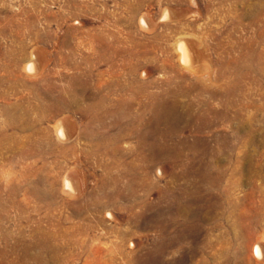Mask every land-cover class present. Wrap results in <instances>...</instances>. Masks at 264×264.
I'll return each instance as SVG.
<instances>
[{
	"label": "rangeland",
	"instance_id": "rangeland-1",
	"mask_svg": "<svg viewBox=\"0 0 264 264\" xmlns=\"http://www.w3.org/2000/svg\"><path fill=\"white\" fill-rule=\"evenodd\" d=\"M0 264H264V0H0Z\"/></svg>",
	"mask_w": 264,
	"mask_h": 264
},
{
	"label": "bare ground",
	"instance_id": "bare-ground-1",
	"mask_svg": "<svg viewBox=\"0 0 264 264\" xmlns=\"http://www.w3.org/2000/svg\"><path fill=\"white\" fill-rule=\"evenodd\" d=\"M183 46V45H182ZM182 49V51H183V59L184 60H188V55H187V50H185L183 47L181 48ZM254 56V55H253ZM249 61H250V59H249ZM254 61H255V59H252L249 63H251V64H249L250 65V67H251V69H253L254 67H253V63H254ZM189 63V62H188ZM33 65V64H32ZM29 68L30 69H32L33 68V66H29ZM257 254H259V255H261V251H260V248H257Z\"/></svg>",
	"mask_w": 264,
	"mask_h": 264
}]
</instances>
